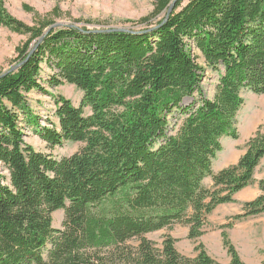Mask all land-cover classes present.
Returning a JSON list of instances; mask_svg holds the SVG:
<instances>
[{"label": "trees", "instance_id": "trees-1", "mask_svg": "<svg viewBox=\"0 0 264 264\" xmlns=\"http://www.w3.org/2000/svg\"><path fill=\"white\" fill-rule=\"evenodd\" d=\"M182 5L143 32L52 30L33 54L25 47L17 71L0 75V165L9 173L0 175V264H221L201 244L192 258L171 236L161 248L146 236L181 225L198 240L209 216L255 183L263 126L236 165L215 173L213 163L224 138L239 139L243 94L264 95V0ZM0 24L44 35L12 18L4 0ZM190 44L218 75L212 98ZM44 63L51 88L69 84L83 93L80 107L55 98L59 129L41 126L25 96L46 92ZM25 126L51 148L83 147L62 159L37 152ZM259 186L261 195L234 222L264 214V181ZM61 210L57 230L53 215ZM222 237L229 264H245Z\"/></svg>", "mask_w": 264, "mask_h": 264}, {"label": "rangeland", "instance_id": "rangeland-1", "mask_svg": "<svg viewBox=\"0 0 264 264\" xmlns=\"http://www.w3.org/2000/svg\"><path fill=\"white\" fill-rule=\"evenodd\" d=\"M174 0H4V8L8 14L17 21L32 29L43 30L46 37L47 31L54 25L76 26L90 31H106L111 29H125L134 32H143L153 29L154 24L159 23L167 15ZM190 0H183L186 6ZM59 28V29H61ZM48 35V34H47ZM42 36V37H43ZM33 39L31 34L16 32L0 24V75L9 72L13 67L19 65L21 55L28 45L29 50L34 49L37 42L42 38ZM190 44L193 54L198 57V62L206 68L203 80V90L212 98L218 82V75L208 69L200 52ZM32 52V51H31ZM41 75V84L46 92L34 90L27 97L33 115L39 119L43 127L59 129V118L56 115L57 105L55 98L64 97L72 102L75 107H80L83 93L75 86L65 84L57 88H51L47 81L52 76V69L44 63ZM245 104L238 117L239 139L233 140L224 138L222 140L223 151L217 155L213 163L215 173L231 164L226 163L232 155L240 153L247 143L246 133L250 126L251 119L255 118V105L264 102L257 100L259 96L245 92L243 94ZM191 100H187L189 104ZM263 104V103H261ZM258 113V112H257ZM85 114L90 115V109H85ZM258 115V114H257ZM26 127V126H25ZM25 141L37 152L52 154L57 159L70 157L77 153L82 144L67 142L63 146L51 148L43 142L39 135L30 127L24 129ZM245 136V138H244ZM245 141V142H243ZM263 162V161H262ZM238 163V162H237ZM257 170L256 184L251 186V195L248 202L255 200L261 195L259 182L264 180V163ZM0 175L9 178L8 171L0 165ZM205 186L213 187L212 179L205 181ZM247 202V201H246ZM244 202L237 201L234 204H227L218 207L208 218V227L203 237L198 240L188 239L189 228L181 225L175 226L172 230H162L151 233L146 237L153 241L158 248L167 236L177 240L176 248L184 256H197L196 248L201 244L207 253L221 264H229L230 257L224 247L222 234L227 233L229 240L235 247L240 258L245 264H261L264 261V214L249 217L240 221H233V217L243 213ZM53 226L57 230L63 228L65 212L58 211L53 215ZM231 224L232 228L223 229Z\"/></svg>", "mask_w": 264, "mask_h": 264}, {"label": "crops", "instance_id": "crops-1", "mask_svg": "<svg viewBox=\"0 0 264 264\" xmlns=\"http://www.w3.org/2000/svg\"><path fill=\"white\" fill-rule=\"evenodd\" d=\"M260 99H263L264 100V95H261V96H259L257 98V100H260ZM261 103H263V104H261ZM261 103H259V101H258L256 103L257 105H255V109L257 108L256 114H255L256 116H255V118L251 119V122L249 123L250 126L248 128L247 133H246V136L247 137H246V139H244L245 141L246 140L248 141L253 136V134L258 130V128L260 126H263L264 127V102H261ZM244 138H245V136H244ZM245 141H243V142H245ZM244 154H245V148H243V150L240 153L235 154V155H232V157L230 158V160L227 161L226 163H230V162L232 163L233 162V163H236L237 164V162H239V160L241 159V157ZM262 161H261V163H264V158H263ZM261 163H260V166L257 168V170H259L261 167L263 168V166L261 165ZM236 164H234V165H236ZM232 165L233 164H231L230 166H232ZM257 170H256V172H257ZM256 172H255V174H256ZM262 181H264V180H262ZM256 183L257 182H256V177H255V183L253 185H255ZM250 188H251V186L249 188H247V189L239 192L238 194H236V196H235L236 202L237 201H242L244 203H247L248 202L247 199L251 195V192L249 191Z\"/></svg>", "mask_w": 264, "mask_h": 264}, {"label": "water", "instance_id": "water-1", "mask_svg": "<svg viewBox=\"0 0 264 264\" xmlns=\"http://www.w3.org/2000/svg\"><path fill=\"white\" fill-rule=\"evenodd\" d=\"M179 1H181V0H174V1L172 2L171 6H170V8H169V11H168V13H167V15H166V20L164 21V23H166V22L169 20L170 16L173 14V12H174V10H175V8H176V5H177V3H178ZM61 27H62V25H60V24H56V25L52 26V27L47 31V33H46L45 35L49 34L52 30H56V29H59V28H61ZM70 27H72V26H70ZM100 32H106V33H107V32H131V33H134L133 31L125 30V29H111V30L100 31ZM44 39H45V36H43V37L37 42V44L35 45L34 49H33L32 52H31V54H33V53L39 48V46L43 43ZM22 65H23V63H22V64H19V65H17V66H15V67H13L11 70H9V72H15V71H17ZM9 72H8V73H9Z\"/></svg>", "mask_w": 264, "mask_h": 264}]
</instances>
